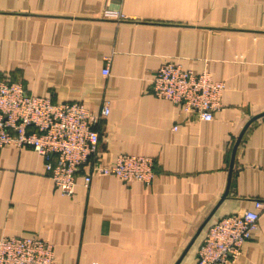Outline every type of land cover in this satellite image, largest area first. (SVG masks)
Wrapping results in <instances>:
<instances>
[{
	"label": "crops",
	"instance_id": "1",
	"mask_svg": "<svg viewBox=\"0 0 264 264\" xmlns=\"http://www.w3.org/2000/svg\"><path fill=\"white\" fill-rule=\"evenodd\" d=\"M104 10L123 17H104ZM208 71L224 89L211 120L155 96L157 68ZM107 67L108 74H103ZM0 75L54 102L107 104L98 155L150 156L149 185L94 175L63 194L29 146L0 147V237L51 242L57 264H196L209 225L264 199V0H0ZM227 264H264V209Z\"/></svg>",
	"mask_w": 264,
	"mask_h": 264
},
{
	"label": "built area",
	"instance_id": "2",
	"mask_svg": "<svg viewBox=\"0 0 264 264\" xmlns=\"http://www.w3.org/2000/svg\"><path fill=\"white\" fill-rule=\"evenodd\" d=\"M104 17L121 18L119 12L104 10ZM103 74H108L107 67ZM224 84L202 70L194 72L173 61L162 63L153 75L152 93L211 120L219 107ZM109 113L105 104L91 112L81 102H54L28 92L20 82L0 75V147L29 146L46 160L45 170L53 184L70 195L80 168L84 184L94 175H113L122 181L149 185L154 177L150 156L119 153L105 164L98 155L96 125ZM254 210L220 217L208 226L197 250L196 264H227L241 253L243 243L256 227L264 199L254 200ZM0 264H57L54 245L34 236H1Z\"/></svg>",
	"mask_w": 264,
	"mask_h": 264
},
{
	"label": "water",
	"instance_id": "3",
	"mask_svg": "<svg viewBox=\"0 0 264 264\" xmlns=\"http://www.w3.org/2000/svg\"><path fill=\"white\" fill-rule=\"evenodd\" d=\"M264 112L257 114L255 116H253L247 123H249L252 119L263 115ZM241 138V134L240 136L237 137L233 148H232V152H231V158H230V162H229V170H228V182H227V186L224 190V192L222 193L218 203L214 206V208L209 212V214L206 216V218L202 221V223L198 226L196 232L194 233V235L192 236V238L190 239V241L188 242V244L186 245V247L183 249L182 253L180 254V256L177 258V260L174 262V264H179L180 260L183 258L184 254L187 252V250L189 249V247L192 245L193 241L195 240V238L197 237V235L199 234V232L203 229V227L206 225V223L208 222V220L211 218V216L213 215V213L215 212L216 208L218 207V205L221 203V201L225 198L228 188H229V181H230V176H231V172H232V168H233V159H234V153H235V149L238 145V142Z\"/></svg>",
	"mask_w": 264,
	"mask_h": 264
}]
</instances>
